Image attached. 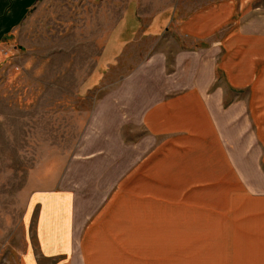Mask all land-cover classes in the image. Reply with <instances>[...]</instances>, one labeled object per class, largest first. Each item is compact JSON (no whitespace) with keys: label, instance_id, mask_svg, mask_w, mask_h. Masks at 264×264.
Masks as SVG:
<instances>
[{"label":"crops","instance_id":"0c3cea01","mask_svg":"<svg viewBox=\"0 0 264 264\" xmlns=\"http://www.w3.org/2000/svg\"><path fill=\"white\" fill-rule=\"evenodd\" d=\"M36 2L0 0V43ZM177 32L200 46L140 62L48 163L15 264H264V0L195 11Z\"/></svg>","mask_w":264,"mask_h":264},{"label":"rangeland","instance_id":"374dc122","mask_svg":"<svg viewBox=\"0 0 264 264\" xmlns=\"http://www.w3.org/2000/svg\"><path fill=\"white\" fill-rule=\"evenodd\" d=\"M226 1L37 0L2 40L0 264H15L31 246L27 197L42 185L48 163L72 149L95 100L118 93L119 82L151 54L170 58L179 48L199 47L177 35V22ZM127 14L135 16L133 33L119 35L113 60L96 71L113 31L127 30Z\"/></svg>","mask_w":264,"mask_h":264}]
</instances>
